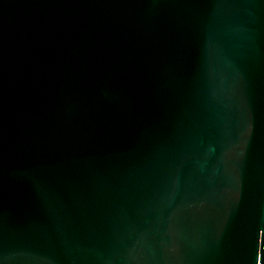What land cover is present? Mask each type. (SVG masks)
Instances as JSON below:
<instances>
[{
  "label": "water",
  "instance_id": "water-1",
  "mask_svg": "<svg viewBox=\"0 0 264 264\" xmlns=\"http://www.w3.org/2000/svg\"><path fill=\"white\" fill-rule=\"evenodd\" d=\"M0 264H264V0H0Z\"/></svg>",
  "mask_w": 264,
  "mask_h": 264
}]
</instances>
